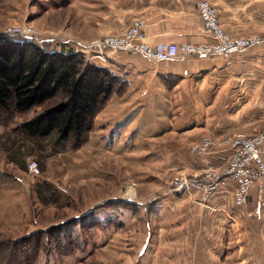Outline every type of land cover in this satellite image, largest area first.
Masks as SVG:
<instances>
[{
	"label": "crops",
	"instance_id": "1",
	"mask_svg": "<svg viewBox=\"0 0 264 264\" xmlns=\"http://www.w3.org/2000/svg\"><path fill=\"white\" fill-rule=\"evenodd\" d=\"M202 1L217 9L221 26L231 36L264 33V0H68L63 13L68 36L61 50L81 52L82 43L119 34L135 21L145 24L150 45L212 43L201 34ZM90 61L126 80L127 91L115 103L141 108L145 114L142 130L125 127L127 147L153 152L149 145H159V152L177 154L205 137H251L264 130V45L229 60L182 56L156 62L139 54L117 53L106 63ZM230 154L225 147L193 163L179 158L175 165L194 173L221 168ZM235 188L228 182L208 207L199 204L200 195H162L151 206L143 264H264L259 186L242 207L234 202Z\"/></svg>",
	"mask_w": 264,
	"mask_h": 264
},
{
	"label": "rangeland",
	"instance_id": "2",
	"mask_svg": "<svg viewBox=\"0 0 264 264\" xmlns=\"http://www.w3.org/2000/svg\"><path fill=\"white\" fill-rule=\"evenodd\" d=\"M67 4L0 0V40H31L62 51ZM9 28L31 33L9 35ZM116 98L76 150L56 151L51 139L28 140L14 133L44 107L0 114V264H143L151 206L175 193L172 182L178 175L194 173L176 167L175 161L193 163L201 156L191 152L192 145L177 154L159 152V145H149L153 152L127 147L125 127L142 130L145 114L118 105ZM31 162L37 163L38 174L30 171Z\"/></svg>",
	"mask_w": 264,
	"mask_h": 264
},
{
	"label": "trees",
	"instance_id": "3",
	"mask_svg": "<svg viewBox=\"0 0 264 264\" xmlns=\"http://www.w3.org/2000/svg\"><path fill=\"white\" fill-rule=\"evenodd\" d=\"M45 46L31 40H0V114L44 107L14 133L28 140L51 139L56 151L76 150L86 144L109 102L126 93L127 82L83 53Z\"/></svg>",
	"mask_w": 264,
	"mask_h": 264
},
{
	"label": "built area",
	"instance_id": "4",
	"mask_svg": "<svg viewBox=\"0 0 264 264\" xmlns=\"http://www.w3.org/2000/svg\"><path fill=\"white\" fill-rule=\"evenodd\" d=\"M198 10L203 24L201 34L212 39V43L165 42L150 45L146 42L145 24L135 21L119 34L87 43L81 52L89 61L95 59L100 63L108 62L117 53L139 54L156 62L170 61L182 56L199 60L222 56L229 60L244 50L264 45V33L243 38L228 34L220 24L217 9L209 1L200 2ZM6 33L26 35L31 32L9 28ZM225 147L231 154L224 167L208 168L193 174L181 173L172 182L175 194L179 196L198 194L202 198L199 204L208 207V202L228 182H233L236 185L233 192L234 202L238 207H242L248 203L252 189L258 185L262 196L261 207L264 208V130L251 137L237 134L221 141L205 137L192 145L191 152L197 156L216 155ZM29 168L36 174L40 172L35 162H31Z\"/></svg>",
	"mask_w": 264,
	"mask_h": 264
},
{
	"label": "bare ground",
	"instance_id": "5",
	"mask_svg": "<svg viewBox=\"0 0 264 264\" xmlns=\"http://www.w3.org/2000/svg\"><path fill=\"white\" fill-rule=\"evenodd\" d=\"M127 196H129L131 199H133L134 198V192L133 191H129Z\"/></svg>",
	"mask_w": 264,
	"mask_h": 264
}]
</instances>
